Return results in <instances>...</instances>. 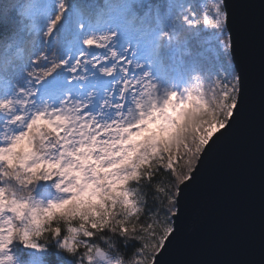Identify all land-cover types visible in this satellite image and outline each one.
Segmentation results:
<instances>
[{
    "label": "snow or ice",
    "instance_id": "snow-or-ice-1",
    "mask_svg": "<svg viewBox=\"0 0 264 264\" xmlns=\"http://www.w3.org/2000/svg\"><path fill=\"white\" fill-rule=\"evenodd\" d=\"M199 16L195 8L186 13L187 26L205 35L209 70L225 77L216 80L221 91L215 106L187 88L183 96L173 82L176 90L162 106L153 103L147 111L137 106L130 118L118 108L77 126L68 117L50 119L37 110L25 128L17 127L22 117L0 112V257L8 264H164L162 257L183 230L194 182L245 110L227 0H213ZM36 83L37 94L41 87L52 92L60 87L51 76ZM5 169H13L24 187L35 185L28 199L6 191ZM160 173L172 183L163 185ZM261 174L264 194V146ZM141 181L158 194L151 206L132 190ZM43 235L55 244L38 239ZM261 252L264 264V227Z\"/></svg>",
    "mask_w": 264,
    "mask_h": 264
},
{
    "label": "water",
    "instance_id": "water-1",
    "mask_svg": "<svg viewBox=\"0 0 264 264\" xmlns=\"http://www.w3.org/2000/svg\"><path fill=\"white\" fill-rule=\"evenodd\" d=\"M227 8L245 88L244 116L194 182L183 230L164 264H261L264 0H227Z\"/></svg>",
    "mask_w": 264,
    "mask_h": 264
},
{
    "label": "trees",
    "instance_id": "trees-1",
    "mask_svg": "<svg viewBox=\"0 0 264 264\" xmlns=\"http://www.w3.org/2000/svg\"><path fill=\"white\" fill-rule=\"evenodd\" d=\"M127 1L130 0H47L52 4L50 3L47 13H43L46 19L40 25L41 21L36 23L35 18L27 14L30 11L28 7L32 8L31 3H35V0H0V112L8 115V99L21 102L24 96L33 100V94L37 92L34 88L37 87L36 82L63 74V54L75 30L73 22L77 10L86 14L83 21L85 24L97 20L102 11H110L111 16L118 15L121 20L132 8L126 5ZM136 1L141 2L134 4L132 14L138 16L137 23L147 27L150 34L160 40L166 77L171 85L175 82L179 90L184 92L185 88L194 84L192 79L201 78L208 90V103H213L211 99L215 94L212 81L216 84L221 74L209 70L206 57L211 53L205 51L208 48L204 43L205 35L202 32L197 35L198 30L189 28L185 19V14L193 8L196 10L197 20L200 19L196 1L182 0L183 7L178 6L176 0ZM53 21H56L55 25ZM202 52L204 56L200 55ZM184 94L188 95L186 92ZM158 164L159 161H155L153 169ZM5 171L10 175L3 187L10 194H22L25 195L24 198H28L35 185L33 188L24 187L12 175L13 169ZM158 180L165 186L172 183L171 178L164 173L159 174ZM132 190L137 193L141 202L147 198L148 206L152 205L154 197L158 195L153 193L147 181L134 185ZM160 198L163 200V197ZM38 239L49 246L55 244L48 235Z\"/></svg>",
    "mask_w": 264,
    "mask_h": 264
},
{
    "label": "rangeland",
    "instance_id": "rangeland-1",
    "mask_svg": "<svg viewBox=\"0 0 264 264\" xmlns=\"http://www.w3.org/2000/svg\"><path fill=\"white\" fill-rule=\"evenodd\" d=\"M178 6H184L182 0H176ZM194 3L196 0H193ZM136 0H130L127 1V4L129 7H134V4H136ZM141 2V1H140ZM138 2V3H140ZM51 3V2H50ZM47 2V0H35V3H31L32 8L28 9L30 10L27 14L31 18H35V22H43L46 19V16L44 14L47 13L49 10L48 5L50 4ZM52 4V3H51ZM213 6V0H203V3L199 5V9L201 11V8H211ZM130 8V9H132ZM130 11V10H128ZM133 12V9H132ZM132 12H129L131 14ZM44 13V14H43ZM103 13L99 14V17L102 16ZM85 13L80 12L77 10L74 13V28L76 29V32L78 34H82L83 26L85 21ZM90 19V18H89ZM199 20V19H198ZM115 20H111L108 22L106 26H102L100 30L94 34L93 40H95V46L93 45V50H91L90 53H87V58H96L97 60L100 58V55H102L101 52L104 51L110 53L112 51H116L121 56H126L127 53L126 48L127 44L125 43V40H133L134 38H137V36H134L132 38L130 37V33H132L129 30V26L127 24L126 28L122 27L119 23H115ZM131 20H129L127 23L130 24ZM122 24V23H121ZM161 24V23H160ZM123 29V32H116V29ZM224 32H227V28L223 29ZM82 32V33H81ZM126 32V33H125ZM147 34V31H145ZM161 36H165V34L160 33ZM203 34V33H202ZM87 36V34H86ZM206 39V37H204ZM155 39V38H154ZM222 39H226V37H222ZM81 41V40H80ZM79 40L74 41V44H79ZM86 40L85 42H87ZM205 41V40H204ZM157 42H160L159 40ZM162 45V44H161ZM206 47H209L208 44H206ZM205 47V48H206ZM84 52H80V49L77 48V53H75V59L81 61V56H84ZM104 56V55H103ZM130 62H134V60H131ZM133 67L136 69V62H134ZM150 68V74L151 73ZM154 72V69H152ZM88 74L86 72H81L78 74V72L75 70L74 72L71 71V73L66 74H60L59 76L51 77L53 79H56L58 82V85L60 86L57 92H52L49 89H45L41 87L39 94L35 92L33 94V100H28L26 97H22L21 102L15 101L14 99H8L7 105H8V115H11L12 119L15 120L16 117H22L19 124H17V127H20L21 124H24L26 128V121L30 122L31 118H33L37 112V110L46 111L48 114V118H54L56 115H60L63 117L70 118V121L74 125H79V123L88 124L91 123L93 118H97L100 120H103V117L99 114L101 112H104L105 114L111 110L113 112L117 111L118 108H121V110H125V115L129 118L131 115L135 114L137 110V106H143V109L147 111L151 108L153 103H155L157 106H162L164 103V100L166 99L167 93L170 91H174V88L172 86H169L168 83L162 84L161 82L157 81L156 79L151 78L149 75L145 76L144 78L138 77L133 78L134 76L130 72H124L120 74L119 81H124L125 79L131 78L130 83H132L133 87V93L129 92L124 94L123 89L119 85V89L117 91L112 92V88L108 87V85H103L101 87V90H97V87L92 88L91 82L87 81ZM220 80H225V77L221 74V77H218ZM151 80V81H150ZM194 80L191 85V87L187 88L191 95L193 97L200 96L203 99L207 100V89L205 88V84L203 81H201V78L192 79ZM118 81V84H119ZM83 82V83H82ZM213 86H214V98L211 100L213 103H211L213 106H215L216 102L219 100V93L221 91L220 88L216 87L215 81L213 80ZM166 83V82H165ZM73 84V85H72ZM64 85L71 86L69 88L63 87ZM73 86L77 87L78 94L74 96L73 93L75 91L73 90ZM37 89V87H34ZM68 91V92H65ZM71 93L72 95L64 96L62 93ZM98 92H100L99 95H95ZM181 94L184 96V92L181 91ZM118 94V95H117ZM186 97V96H185ZM121 99V100H120ZM117 100H120L119 102L122 103L124 101L125 104H119L115 105ZM70 102V103H69ZM208 102V100H207ZM72 103V104H71ZM94 103L93 106H90L88 108V104ZM195 100L193 101V104L195 105ZM90 109V110H89ZM77 118H79V121H77ZM24 130V129H21ZM7 191V190H6ZM10 194V191H7ZM11 195V194H10ZM16 198H24L25 195L18 196L15 195ZM0 259L4 260V264H8L6 258L0 257Z\"/></svg>",
    "mask_w": 264,
    "mask_h": 264
}]
</instances>
